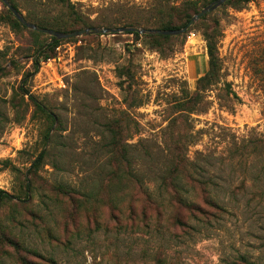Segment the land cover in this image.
Listing matches in <instances>:
<instances>
[{
	"label": "rangeland",
	"instance_id": "1",
	"mask_svg": "<svg viewBox=\"0 0 264 264\" xmlns=\"http://www.w3.org/2000/svg\"><path fill=\"white\" fill-rule=\"evenodd\" d=\"M12 1L67 30L161 19L162 0ZM208 1L174 3L192 17ZM31 30L0 0V264H264V0H226L161 46ZM205 32L221 71L199 89ZM116 121L124 162L108 147Z\"/></svg>",
	"mask_w": 264,
	"mask_h": 264
},
{
	"label": "trees",
	"instance_id": "2",
	"mask_svg": "<svg viewBox=\"0 0 264 264\" xmlns=\"http://www.w3.org/2000/svg\"><path fill=\"white\" fill-rule=\"evenodd\" d=\"M8 1L14 7L19 9L18 6L12 0H8ZM61 1H63V0H61ZM213 1L214 0H209L208 2H206V5L213 2ZM227 1H230V0H227ZM248 1H250V0H236V2H238V3L248 2ZM3 4H4V6H6L5 3H3ZM189 9H191L189 7V2L184 3L182 5H177L174 3V0H162V6L159 7V12L161 13V19L158 21L159 22L158 28L177 29V28L183 27L184 25H186V23L191 18L192 13H191V11H189ZM193 10L195 11V10H197V8H194ZM7 12L12 17L13 23L15 25L23 26V24L19 21V19L8 8H7ZM32 22L36 23L40 27H49V28L59 30V31H64V32H70V31H73L76 29H80V28H76V29L67 30V29H63L59 26H49L46 22L41 21V20L32 21ZM80 24L83 25V22H80ZM86 27H89V25H86ZM82 28H84V27H82ZM31 32L35 33L36 35L42 34L41 32H38L36 30H31ZM132 33L139 36V34L137 32H132ZM145 36L154 39L155 44H157V46H161L164 42L168 41V39L170 38V35H160V34H145ZM204 37L207 41V50H208L209 60H208L207 71L198 80V88L199 89L200 88H206L208 84L210 86L215 81H217L219 79V74L221 71V66H220V61H219V56H218V50H217V44H216V40L214 38L215 36L210 32L209 33L205 32ZM57 43H58V41H52L46 47H44L45 42L37 43L35 53L32 55L36 66L39 64V61L41 60V58H44V60H46V58L49 57V55H48L49 49L52 48L53 46H56ZM31 75H32L31 72L27 73L22 80V84L20 85L21 89L26 94H28V91H26L24 89V84L31 77ZM199 95H200L199 93H195L194 98H191L189 100L184 101L183 106H185V107H181V110H188V108H190V107H186L187 106L186 104L191 103V102L193 103L194 101H196V99H199ZM30 98L33 100V102L35 103V105L38 109H40L41 111H45V108L42 105V103H40L35 97H33V95L30 94ZM47 115L49 117H51L52 122H53L54 119L52 118V115L49 114L48 112H47ZM120 123H121L120 121H116V122L110 124L112 136H111V141L108 143V147H109V150L111 151L112 157H114L116 159V161L124 162V161H126L125 149L123 148V146L120 145V141L118 139V130L120 128ZM48 133H49V131H48ZM46 138H48V134H47ZM43 155H44V151H42L40 153V155L37 157V161H40V159L43 157ZM172 172H174V171H172ZM178 180H179V178L176 175L171 177V181H172L171 184L174 188L177 187ZM5 198H11V195H9L4 190H0V202H2Z\"/></svg>",
	"mask_w": 264,
	"mask_h": 264
},
{
	"label": "water",
	"instance_id": "3",
	"mask_svg": "<svg viewBox=\"0 0 264 264\" xmlns=\"http://www.w3.org/2000/svg\"><path fill=\"white\" fill-rule=\"evenodd\" d=\"M7 8L19 19V21L26 27L40 31L42 33L52 36L55 40L62 38L73 37L84 35L92 32L96 33H112L119 31H133L141 34H160V35H178L187 31L198 19L208 14L209 12L215 10L217 7L222 5L226 0H214L213 2L207 4L202 9L197 11L184 25L183 27L177 29H162L158 27H139V26H123V27H99V26H89L80 29H76L70 32H64L55 30L49 27H40L36 23L28 20L19 9L14 7L8 0H2Z\"/></svg>",
	"mask_w": 264,
	"mask_h": 264
}]
</instances>
